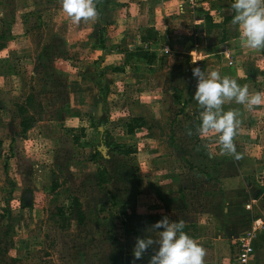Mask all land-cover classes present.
<instances>
[{
  "label": "rangeland",
  "instance_id": "rangeland-1",
  "mask_svg": "<svg viewBox=\"0 0 264 264\" xmlns=\"http://www.w3.org/2000/svg\"><path fill=\"white\" fill-rule=\"evenodd\" d=\"M39 2L32 11L20 8L23 14H19L17 6L26 5L24 0H6L4 13L0 12V46L5 40L9 55L6 62L0 59V264H133L136 238L159 239L158 231L163 229L151 230L159 220H149L147 212L138 214L134 209L141 196L134 155L114 154L101 139L106 131L114 142L135 147L118 121L144 111L152 138L163 137V129L158 118L149 117L146 107L132 111L138 93L147 86L146 74L137 83L140 88H135L106 73L102 86L108 90L107 113L101 111L94 88L96 68L102 70L110 63L127 71L135 67L126 48L133 36L113 43L117 45L113 55L122 53L119 60L108 58L100 65L103 55L93 60L90 47L95 38L88 31L91 24L81 20L72 37L74 29L62 27L58 1ZM164 63L161 60L153 68L155 77H170L150 84L157 88V95L165 98L166 91L178 87L194 91L193 75L190 80L179 65L168 71ZM257 74L264 76V69ZM164 98L159 96L172 119L179 111ZM191 106L192 102L190 111ZM22 121L28 126L24 133ZM188 127L196 144L199 131L190 123ZM94 150L106 169L102 188L89 161ZM141 199L146 202L147 196ZM111 200L119 217L108 211ZM153 248L134 264H148Z\"/></svg>",
  "mask_w": 264,
  "mask_h": 264
},
{
  "label": "crops",
  "instance_id": "crops-1",
  "mask_svg": "<svg viewBox=\"0 0 264 264\" xmlns=\"http://www.w3.org/2000/svg\"><path fill=\"white\" fill-rule=\"evenodd\" d=\"M5 1L0 0V12L3 13ZM39 1L42 0H24L26 5L17 7H29L28 10L32 11ZM57 1L59 8L56 11L62 13V27L73 28V37L78 24L66 16L61 0ZM188 1L95 0L98 18L94 22H84L91 24L88 31L95 34L90 43L93 60L99 55H103L100 65L108 58L117 57L119 60L122 53L113 55L117 47L113 43L132 34L133 43L126 46L132 51L139 46V35L146 29L153 30L155 37L142 47L153 52L157 60L147 69L142 61H134L135 58L131 59L135 67L130 71L125 68L112 71L113 63L105 65L102 70L98 67L94 88L100 99L103 94L107 103L108 90L102 86L104 75L109 73L112 79L127 81L140 88L137 83L146 74L147 86L142 93H138L132 111L146 107L149 117L160 120L163 137L152 138L147 124L126 135L133 139L136 147L133 155L138 171L137 192L143 197L147 196L146 202H141L140 196L134 209L138 214L139 211L147 212L149 220H160L164 216L169 220H184L186 226L183 231L206 250L204 264H233L236 237L245 232L253 220H264V187L261 185V180L264 182V104L254 106L252 110L235 101H226L223 105L224 111L239 112L237 118L240 124L234 144L241 158L236 159L233 154L222 151L214 132L200 131L199 115L204 109L193 98L195 87L194 91L181 87L173 91L170 89L164 98L163 94L157 95V88L150 87V84L170 78L168 74L154 75V65L162 60L169 67L174 65L177 68L179 65L190 80L192 68L200 67L206 73L216 70L221 77L227 75L235 78L240 85L247 84L250 94L264 93V76L257 74L264 69V50L253 51L240 43L239 29L231 23L235 14L231 7L234 0H193V5ZM22 9L17 13L23 14ZM99 36L102 46L98 45ZM4 41L0 46L2 62H6V55L9 56ZM261 53L263 56L259 58ZM170 69L167 68L168 71ZM128 72L136 75L137 80L128 77ZM159 96L164 98V102L169 99L168 105L171 102L173 106L176 105L179 113L177 111L178 114L172 119ZM145 97H149L148 102ZM190 102L192 111L188 107ZM188 111L191 113L188 114ZM146 113L144 111L130 117L145 121ZM188 123L199 131V142L196 144L194 140L191 142ZM248 204L249 209H246ZM253 247L254 264H264L263 229L256 234Z\"/></svg>",
  "mask_w": 264,
  "mask_h": 264
},
{
  "label": "clouds",
  "instance_id": "clouds-1",
  "mask_svg": "<svg viewBox=\"0 0 264 264\" xmlns=\"http://www.w3.org/2000/svg\"><path fill=\"white\" fill-rule=\"evenodd\" d=\"M61 4L64 13L74 24H79L81 20L94 22L98 18L95 0H61ZM231 7L235 13L231 23L239 29L240 43L253 51L264 50V0H234ZM192 75L197 80L193 98L204 109L200 114V131L219 134L222 151L240 159L234 144L240 124L237 118L239 112L224 111L223 105L226 101H235L252 110L254 106L264 104V93L250 94L247 84L240 85L235 78L227 75L221 77L216 70L206 73L200 67H194ZM185 226L184 220L170 221L167 216L151 225L153 231L163 229L158 231L159 239L137 237L132 250L133 264L135 260L143 259L154 245L158 248H153L154 254L148 264H204L206 250L183 231Z\"/></svg>",
  "mask_w": 264,
  "mask_h": 264
},
{
  "label": "trees",
  "instance_id": "trees-1",
  "mask_svg": "<svg viewBox=\"0 0 264 264\" xmlns=\"http://www.w3.org/2000/svg\"><path fill=\"white\" fill-rule=\"evenodd\" d=\"M95 5L97 6V2H95ZM154 37H155V34L153 30L146 29L143 34L139 35V43H140L139 46L134 48L132 51L128 52L127 54L128 59L130 58L133 60V58H135L136 60L134 61H142L146 69L147 67L152 65L153 62L157 60L156 55L153 52H149L145 50L142 46L144 43L154 40ZM101 42H102V38L101 36H99L98 38L99 46H102ZM121 69L122 68H119V67H115V68L113 67L111 70L120 71ZM100 92L101 91L99 90V94ZM100 96H101V111L103 113H107L105 97L103 96V94H101ZM118 124L124 130L125 135H131L135 129L145 126L146 122L142 118L128 117V118H123L122 120H119ZM90 125L91 127H93L92 124ZM20 126H21V133H24L28 129V126H26L23 121L20 123ZM78 131L79 133H83V129H79ZM101 140H102L101 143L114 154L128 156V155L135 153L134 146H127L126 144L114 142L112 137L108 136L106 131L103 133V138ZM73 141L77 143V138L74 137ZM0 145H1V142H0ZM98 158H100V154L96 150H94L89 155V161L95 168V173L97 176V185L99 188H102V186L106 183V169L102 164L98 162ZM5 166L6 165L4 164L3 169L5 168ZM116 206L117 204L111 200L109 207H108V211L112 215H116L119 217L120 215L117 212H115ZM19 207L25 208L21 203H19ZM122 220L123 219H121V222Z\"/></svg>",
  "mask_w": 264,
  "mask_h": 264
},
{
  "label": "built area",
  "instance_id": "built-area-1",
  "mask_svg": "<svg viewBox=\"0 0 264 264\" xmlns=\"http://www.w3.org/2000/svg\"><path fill=\"white\" fill-rule=\"evenodd\" d=\"M193 5V0L188 1ZM193 81V87L196 88L197 80L195 77ZM200 118V115H199ZM261 185L264 187V182L261 180ZM246 209H249V204L245 206ZM264 230V220L256 219L253 220L251 226L243 232L241 235L237 236L235 239V250L233 257V264H254L255 263V254L253 243L255 240L256 234L260 230Z\"/></svg>",
  "mask_w": 264,
  "mask_h": 264
},
{
  "label": "water",
  "instance_id": "water-1",
  "mask_svg": "<svg viewBox=\"0 0 264 264\" xmlns=\"http://www.w3.org/2000/svg\"><path fill=\"white\" fill-rule=\"evenodd\" d=\"M237 238V237H236Z\"/></svg>",
  "mask_w": 264,
  "mask_h": 264
}]
</instances>
